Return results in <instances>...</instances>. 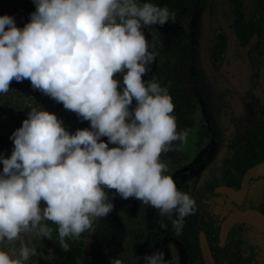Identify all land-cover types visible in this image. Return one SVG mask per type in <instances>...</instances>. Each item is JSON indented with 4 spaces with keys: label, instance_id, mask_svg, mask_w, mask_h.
Masks as SVG:
<instances>
[{
    "label": "clouds",
    "instance_id": "1",
    "mask_svg": "<svg viewBox=\"0 0 264 264\" xmlns=\"http://www.w3.org/2000/svg\"><path fill=\"white\" fill-rule=\"evenodd\" d=\"M33 2L36 11L22 29L14 17L0 16V94L9 92L13 80H29L34 90L90 121L91 130L70 134L56 115L31 109L10 137L11 157H0V246L33 232L52 239L48 221L57 225L67 252L66 238L78 239L113 211L106 189L161 216L171 219L175 212L172 225L179 234L195 201L163 174L167 166L160 157L175 150L174 141L186 142L188 131L177 132L167 88L142 79L156 59L143 29L174 23L176 13L140 0ZM125 70L121 92L114 77ZM35 255L36 248L21 241L18 254L0 248V264H24ZM143 259L169 264L163 251Z\"/></svg>",
    "mask_w": 264,
    "mask_h": 264
},
{
    "label": "rangeland",
    "instance_id": "2",
    "mask_svg": "<svg viewBox=\"0 0 264 264\" xmlns=\"http://www.w3.org/2000/svg\"><path fill=\"white\" fill-rule=\"evenodd\" d=\"M237 2L244 23H255L259 17V5H264V0ZM233 3L234 0H208L206 7L183 15L179 21L175 19L174 23L170 21L164 26L154 25L152 37L144 32L156 59L151 71L142 79L149 80L156 65L169 58L177 70L176 80L190 89L196 102L190 122L181 129L188 131L186 142L174 141L175 150L162 153L160 157L167 166V172L163 174L173 178L177 189L186 185L187 194L195 202H204L218 224L235 207L223 195H211L209 188L224 185L233 175L232 157L237 148L233 149L231 144L236 138L247 129L264 127L261 114L264 91L259 85V72L264 64L263 39L256 34L253 44L250 40L247 44L239 41L230 10ZM17 4L16 0H0V16L14 17L16 26L22 29L29 21L17 12ZM219 36L224 37L225 48L220 60L214 61L213 51ZM154 42L163 49L162 55L154 51ZM171 47L179 48V57L169 56ZM126 71L114 77L120 82L121 92L125 87L123 75ZM9 92L15 93L17 101L31 100L30 109L56 115L66 131L71 133L73 117L70 110L34 90L29 80H13ZM135 106L136 101L133 100L130 110ZM199 131L208 134L202 142L198 141ZM109 193L114 209L104 218L110 230L105 264H112L118 258L122 264H145L143 257L149 255L146 239L152 228L161 229L158 210L135 198L124 200L115 190H109ZM40 206L45 207L43 201ZM248 206L264 210V180L250 184L242 208ZM24 237L27 238H23L27 241L25 245L36 248L31 263L41 264L45 251L41 247L40 236L33 232L24 234ZM230 237L236 264H264V234L246 225H237L230 231ZM89 243L90 234L86 238L85 254L78 264H83ZM156 251H163L169 264L185 263L182 247L175 240L165 239ZM224 264L229 263L225 261Z\"/></svg>",
    "mask_w": 264,
    "mask_h": 264
},
{
    "label": "trees",
    "instance_id": "3",
    "mask_svg": "<svg viewBox=\"0 0 264 264\" xmlns=\"http://www.w3.org/2000/svg\"><path fill=\"white\" fill-rule=\"evenodd\" d=\"M17 12L25 17L29 23L31 22V14L36 11V6L33 0H16ZM143 2L153 3L161 8L167 7L170 12L176 13V19H179L192 11L201 10L208 5V0H140ZM234 5V6H233ZM230 8L233 16V28L242 44H247L250 37L257 34L263 39L264 47V5H259V17L252 24H245L243 15L240 11L239 3L234 0ZM147 26L144 32L152 37V27ZM153 49L158 55L163 54L161 46L153 43ZM225 48V39L222 36L218 37L215 49L213 51V60L219 61ZM180 50L178 47H171L169 56L179 57ZM150 79L157 81L161 87L167 88L169 95L172 97V102L175 106L172 115L176 117L177 132L190 122L192 115L196 110V102L190 89L182 82H178L177 70L169 58H165L159 62ZM50 100H53L48 96ZM32 99V97H31ZM30 102L17 101L14 92L0 94V157L8 159L11 157L14 150V141L10 139L12 134L22 127L23 122L28 119L30 112ZM59 105L63 106L62 103ZM73 124L71 133L75 134L77 130L89 129L91 130V122L83 120L75 112H72ZM262 113L264 117V104L262 106ZM207 133H198V141L207 137ZM101 141L108 143V137H101ZM117 147L109 143V148ZM233 149L237 148V153L232 157L233 175L225 181L228 187L236 188L239 186V181L245 171L253 165L264 161V127H256L247 129L243 135L236 138L231 144ZM3 172V163L0 162V173ZM181 192L188 193L186 185H181L178 189ZM213 189L209 188V193L214 195ZM109 194V190L106 189ZM176 218L173 212L171 219L169 216H161L158 213V221L160 229L152 228L146 241V248L148 254L151 255L156 251L157 244H161L165 238H172L178 242L183 250L185 257L184 264H202L201 252L199 249L198 236L202 232L207 240L209 248L212 252L213 259L216 264H224L225 261L232 263L233 260V244L230 239L224 247H219V225L215 217L209 212L208 206L201 201H196L193 211L184 218L183 228L179 234L176 233L172 225V220ZM49 227L53 229L52 239L42 238L41 247L44 249L45 257L42 259L41 264H78L79 259L85 254L86 238L90 234V243L83 260V264H105L107 258V241L109 238L110 230L107 227L104 218H97L91 229L85 231L78 239L66 238V243L69 244V250L63 251L59 245L57 225L46 221ZM24 234L21 239L10 242L7 247L0 246L2 250L11 252L13 249L19 253L21 241L26 244L27 241L23 240ZM230 238V236H229ZM27 240V238H25ZM40 259V258H39ZM33 259L28 262L31 263ZM32 264V263H31Z\"/></svg>",
    "mask_w": 264,
    "mask_h": 264
},
{
    "label": "water",
    "instance_id": "4",
    "mask_svg": "<svg viewBox=\"0 0 264 264\" xmlns=\"http://www.w3.org/2000/svg\"><path fill=\"white\" fill-rule=\"evenodd\" d=\"M257 36L254 34L250 39V44H253ZM260 86L264 90V64L261 67L260 73ZM264 178V161L247 169L241 179L239 189L235 190L227 186H218L214 189V194L225 195L237 207H240L246 197L251 179ZM236 225H248L260 233L264 234V215L254 209H235L230 212L221 222L219 227V247H223L226 243L227 236L230 230ZM199 249L201 252L202 264H216L213 259L212 252L209 248L207 240L202 232L198 236Z\"/></svg>",
    "mask_w": 264,
    "mask_h": 264
},
{
    "label": "flooded vegetation",
    "instance_id": "5",
    "mask_svg": "<svg viewBox=\"0 0 264 264\" xmlns=\"http://www.w3.org/2000/svg\"><path fill=\"white\" fill-rule=\"evenodd\" d=\"M260 73V72H259ZM259 82H260V78H259ZM259 85H260V83H259ZM262 88V87H261ZM262 90H263V88H262ZM264 91V90H263ZM264 104V103H263ZM263 106V105H262ZM261 114H262V116H263V113H262V108H261ZM263 120H264V117H263ZM261 127V126H260ZM256 128V127H255ZM263 162V161H262ZM259 163H261V162H259ZM258 164V163H257ZM256 165V164H255ZM254 166V165H253ZM252 166V167H253ZM249 169V168H248ZM244 175V174H243ZM243 177V176H242ZM242 179V178H241ZM241 179H240V181L239 182H241ZM257 180H264V178H262V177H259V178H256V179H251L250 180V182H249V186H250V184L252 183V182H255V181H257ZM222 186H226L225 184L224 185H222ZM228 187V186H227ZM239 187H240V183H239V186L238 187H236V188H233V189H235V190H237V189H239ZM216 188V187H215ZM214 188V189H215ZM232 188V187H231ZM248 189H249V187H248ZM214 191V190H213ZM247 192H248V190H247ZM214 193V192H213ZM215 195V194H214ZM218 195H221V194H218ZM246 195H247V193H246ZM224 197H226L225 195H223ZM227 198V197H226ZM228 199V198H227ZM245 199H246V197H245ZM229 200V199H228ZM230 201V200H229ZM245 201V200H244ZM231 202V204L235 207V209H242V210H245V209H254V210H258V211H260L263 215H264V210H261V209H258V208H255V207H253V206H248V207H245V208H242V205L240 206V207H237L232 201H230ZM244 203V202H243ZM234 209V210H235ZM233 211V210H232ZM231 211V212H232ZM225 218V217H224ZM222 222V221H221ZM221 224V223H220ZM237 226V225H236ZM246 226H248V225H246ZM219 227H220V225H219ZM235 227V226H234ZM248 227H250V226H248ZM250 228H252V227H250ZM253 229V228H252ZM161 230V229H160ZM232 230V229H231ZM230 230V231H231ZM255 230V229H254ZM255 231H257V230H255ZM258 232V231H257ZM258 233H260V232H258ZM260 234H263V233H260ZM229 236H230V232H229V234H228V236H227V240H226V243H227V241H228V239H230V241H231V237L229 238ZM165 239H167V238H165ZM164 239V240H165ZM169 239H172V238H169ZM219 239V238H218ZM163 240V241H164ZM173 240V239H172ZM163 241H162V243H163ZM161 243V244H162ZM225 243V244H226ZM231 243H232V241H231ZM161 244H157V246L158 245H161ZM233 244V243H232ZM156 246V247H157ZM225 246V245H224ZM223 246V247H224ZM233 250H234V245H233ZM234 254V253H233ZM213 256V255H212ZM235 259V255H233V260H232V263L230 262H228L229 264H236L237 262L234 260Z\"/></svg>",
    "mask_w": 264,
    "mask_h": 264
}]
</instances>
